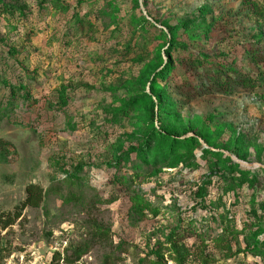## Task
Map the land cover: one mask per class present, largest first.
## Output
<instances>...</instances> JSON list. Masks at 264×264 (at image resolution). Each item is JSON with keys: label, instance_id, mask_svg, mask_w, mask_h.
I'll return each instance as SVG.
<instances>
[{"label": "rangeland", "instance_id": "rangeland-1", "mask_svg": "<svg viewBox=\"0 0 264 264\" xmlns=\"http://www.w3.org/2000/svg\"><path fill=\"white\" fill-rule=\"evenodd\" d=\"M18 213L0 264H264V0H0Z\"/></svg>", "mask_w": 264, "mask_h": 264}, {"label": "trees", "instance_id": "trees-1", "mask_svg": "<svg viewBox=\"0 0 264 264\" xmlns=\"http://www.w3.org/2000/svg\"><path fill=\"white\" fill-rule=\"evenodd\" d=\"M4 7V10L6 9H9L11 8L10 6H6V5H3ZM158 98V96H157ZM154 106H155V103L154 101L152 102L151 101V106H150V111H151V120L154 121L155 119V112H154ZM189 140L188 139L186 141V144L189 143ZM189 145V144H188ZM74 176V175H73ZM71 179L74 178V177H70ZM207 194V189H200L198 192H197V195H199L200 197H204V195ZM42 197H43V192H42V189L39 187V186H36V185H33V184H30L28 185L26 188H25V198H24V201L22 202L21 204V209H24V208H27V207H31V208H37L39 206V204L42 202ZM20 216V213L15 214L13 216L12 219L10 218H7L6 220L2 221V216L0 215V224L2 226V228H6L7 226H10L13 222H14V219H18V217ZM154 264H161L160 263V260L155 262Z\"/></svg>", "mask_w": 264, "mask_h": 264}]
</instances>
